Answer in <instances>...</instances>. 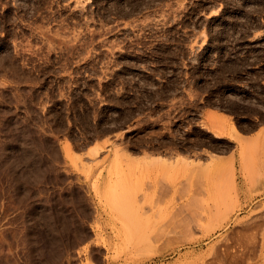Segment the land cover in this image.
<instances>
[{
  "label": "rangeland",
  "instance_id": "obj_1",
  "mask_svg": "<svg viewBox=\"0 0 264 264\" xmlns=\"http://www.w3.org/2000/svg\"><path fill=\"white\" fill-rule=\"evenodd\" d=\"M204 106L264 122V0H0V264H264V131L207 161Z\"/></svg>",
  "mask_w": 264,
  "mask_h": 264
},
{
  "label": "crops",
  "instance_id": "obj_2",
  "mask_svg": "<svg viewBox=\"0 0 264 264\" xmlns=\"http://www.w3.org/2000/svg\"><path fill=\"white\" fill-rule=\"evenodd\" d=\"M199 120L196 121V124L198 126H202V120H204L207 124L206 130L210 133V135L213 138L217 139H228L233 142V147L230 152L228 153H218V152H213L212 155L207 156V161L212 160L214 163H218L219 161H225V160H230L231 158H236L237 152H238V146H239V141L243 140L249 136H251L254 132H257L259 130L264 131V122L259 123L256 127V129L252 132H243L239 128V124L237 120L235 119L233 113L227 112L215 107L211 106H204L201 108V111L199 113ZM129 152V151H128ZM132 157L130 160L127 161L128 164H131V162H135L134 160L136 159V156H140V159L143 161L149 162L151 164L155 165H169L170 168H167L165 171L168 172V169L172 170V168H175V172L173 173H179L182 172L180 169L182 168V157L186 156L191 158V154H186L183 153L180 149L172 148L169 147L167 149V152L165 153H150L147 152L145 154H137L134 155L132 154ZM178 157H181L180 160H178ZM153 158H162V159H167L168 162H165L163 160H154ZM152 159V160H150ZM138 161V160H137ZM236 163V162H235ZM232 163H230L231 165ZM233 165V164H232ZM234 167V165H233ZM164 173V172H162ZM107 174V173H106ZM107 177L105 176L103 179V182L105 181Z\"/></svg>",
  "mask_w": 264,
  "mask_h": 264
},
{
  "label": "bare ground",
  "instance_id": "obj_3",
  "mask_svg": "<svg viewBox=\"0 0 264 264\" xmlns=\"http://www.w3.org/2000/svg\"><path fill=\"white\" fill-rule=\"evenodd\" d=\"M66 150H70L69 146L67 145V147L65 148Z\"/></svg>",
  "mask_w": 264,
  "mask_h": 264
}]
</instances>
